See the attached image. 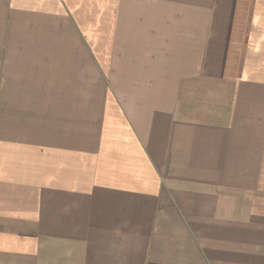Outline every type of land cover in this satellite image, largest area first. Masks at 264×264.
<instances>
[{"label":"crops","instance_id":"obj_1","mask_svg":"<svg viewBox=\"0 0 264 264\" xmlns=\"http://www.w3.org/2000/svg\"><path fill=\"white\" fill-rule=\"evenodd\" d=\"M0 264H264V0H0Z\"/></svg>","mask_w":264,"mask_h":264}]
</instances>
